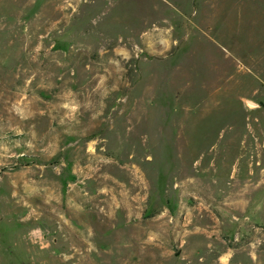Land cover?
Returning <instances> with one entry per match:
<instances>
[{"label": "rangeland", "instance_id": "1", "mask_svg": "<svg viewBox=\"0 0 264 264\" xmlns=\"http://www.w3.org/2000/svg\"><path fill=\"white\" fill-rule=\"evenodd\" d=\"M0 264H264V0H0Z\"/></svg>", "mask_w": 264, "mask_h": 264}]
</instances>
